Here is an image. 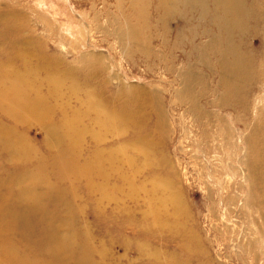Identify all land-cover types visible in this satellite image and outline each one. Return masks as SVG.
Listing matches in <instances>:
<instances>
[{
  "label": "rangeland",
  "instance_id": "374dc122",
  "mask_svg": "<svg viewBox=\"0 0 264 264\" xmlns=\"http://www.w3.org/2000/svg\"><path fill=\"white\" fill-rule=\"evenodd\" d=\"M227 1L228 13L216 11L218 0H0V64L7 61L2 39L8 36L27 43L31 63L45 58L65 72L66 85L73 71L79 84L99 73L88 83L109 99L120 92L125 110L140 119V136L157 144L156 164L137 181L144 179L163 215V228L151 224L143 204L126 197L116 217L107 215L110 208L95 217L82 183L75 190L67 180L59 184L66 203L78 194L77 240L95 251L99 264L98 254L106 255L103 264H264V79L256 75L264 72V0ZM227 44L232 49L223 54ZM222 56L228 64L249 63L254 79L229 66V71L219 68ZM181 74H189L194 92L201 94L197 105L204 114L199 118L177 97L183 90ZM227 88L234 99L225 101L230 108L221 109L218 97ZM151 100L160 107V121ZM51 104L59 105L49 101L48 108ZM20 116L15 110L0 113V125L13 131L10 141L50 162L44 124L61 116H31L24 125L18 123ZM69 135L53 138L59 141L53 145L71 149ZM113 141L103 138L97 148L82 138L86 153L111 147ZM255 152L263 163L251 175ZM16 156L0 157V165L13 175L36 161ZM20 183L12 186L13 202H30L36 193L26 191L27 181ZM61 219L64 214L55 226ZM14 243L19 251L24 247Z\"/></svg>",
  "mask_w": 264,
  "mask_h": 264
},
{
  "label": "bare ground",
  "instance_id": "6f19581e",
  "mask_svg": "<svg viewBox=\"0 0 264 264\" xmlns=\"http://www.w3.org/2000/svg\"><path fill=\"white\" fill-rule=\"evenodd\" d=\"M218 1L220 4L216 3L217 12L228 13L231 10L232 6L227 0ZM2 44L6 47V52L2 55L6 56L7 61L0 64V113L8 116L11 111H18L21 115L18 121L20 125L29 122L31 116L46 119L51 112L57 113L61 118L44 124L45 136L50 145V162L46 161L43 155L33 154L34 151L29 146L21 147L18 143L11 142L10 139L13 140L14 136L10 126L0 125V139H3L0 142V157L9 159L10 156L17 155L18 160H36L31 169L22 168L23 172L15 175L0 165V170H4L0 173V177H3L0 179V239L3 242L0 247V263L99 264L95 259V251L85 243H78L81 238L77 236L75 225L82 207L76 193H73V201L66 203V194L59 189V184L64 180L69 181L73 189L82 183L95 217L103 215L102 212L108 208L110 209L107 210V215L116 217L121 209L119 201L126 197L144 205L145 213L151 218L153 226L165 227L162 223L163 215L161 216L159 209L155 207L144 179L137 181L141 172H151L156 164L157 144L153 138L140 136V119L136 120L134 113L125 110L124 101L120 99L121 93L109 99L102 91L88 83L100 78L99 73H90L83 79L85 83L79 84L73 71L70 85H66L68 80L65 81V72L55 70L45 58L31 63L29 47L27 48L23 39L5 36ZM139 46L138 44L136 47L138 50L141 48ZM231 49L227 44L223 54H228ZM224 57L218 60L219 68L225 71H240L246 73L248 78L254 79V69L249 63L246 65L244 60H234L228 64ZM256 75L257 78L264 79V72ZM180 77L183 90L177 97L180 103H189L190 112L199 118L204 114L197 105L201 94L194 92L192 77L189 74H181ZM227 99H234V91L229 88L218 97V106L221 109L230 108V105L226 107ZM49 101L59 103L58 107L51 104L48 108ZM63 101L68 105H62ZM151 102L154 116L160 121V107L157 102ZM66 132L74 139L73 145H69L71 149L59 150L55 146L59 145V141L54 142L53 138L61 141ZM83 137L90 138V143L97 148L103 143V138H113L116 142L113 141V146H107L106 149L86 153L82 144ZM11 147H16L17 150H2ZM253 149L249 144L250 153L255 151ZM256 155L255 164L251 158L249 160L251 175L256 174L257 165L263 163V157ZM22 181L30 184L26 191H34L36 194L30 202H13L15 193H12V186L21 187ZM154 182L155 180L150 181L149 185ZM158 184L157 181L155 186ZM164 185V182L161 183V186ZM62 214L65 220L61 219L60 225L55 226L60 222ZM38 225L41 226V231ZM175 225L178 226V223ZM14 242L22 243L24 247L19 251ZM33 250H39L40 254H27ZM104 255L98 254L100 260H103L101 264L106 261Z\"/></svg>",
  "mask_w": 264,
  "mask_h": 264
}]
</instances>
